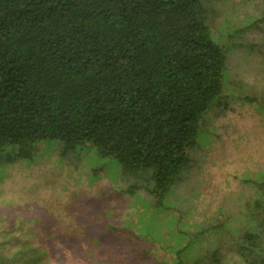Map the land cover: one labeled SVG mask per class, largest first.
<instances>
[{
  "label": "trees",
  "instance_id": "trees-1",
  "mask_svg": "<svg viewBox=\"0 0 264 264\" xmlns=\"http://www.w3.org/2000/svg\"><path fill=\"white\" fill-rule=\"evenodd\" d=\"M213 35L202 0H0V151L91 150L148 173L164 206L226 90L228 48ZM248 180L257 191L236 251L242 264H264V170ZM195 243L168 264H235L192 253Z\"/></svg>",
  "mask_w": 264,
  "mask_h": 264
},
{
  "label": "rangeland",
  "instance_id": "rangeland-1",
  "mask_svg": "<svg viewBox=\"0 0 264 264\" xmlns=\"http://www.w3.org/2000/svg\"><path fill=\"white\" fill-rule=\"evenodd\" d=\"M202 3L212 34L228 48L227 86L165 205L156 204L148 173L103 163L91 150L39 143L11 160L0 151V259L168 264L193 238L192 253L217 250L242 264L237 238L257 191L248 177L264 170V113L241 99L264 100V0Z\"/></svg>",
  "mask_w": 264,
  "mask_h": 264
}]
</instances>
